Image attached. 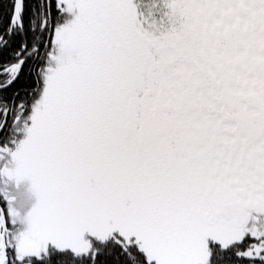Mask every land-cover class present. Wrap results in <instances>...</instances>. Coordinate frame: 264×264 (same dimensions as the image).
Returning <instances> with one entry per match:
<instances>
[{
  "label": "snow or ice",
  "instance_id": "obj_1",
  "mask_svg": "<svg viewBox=\"0 0 264 264\" xmlns=\"http://www.w3.org/2000/svg\"><path fill=\"white\" fill-rule=\"evenodd\" d=\"M0 264H264V0H0Z\"/></svg>",
  "mask_w": 264,
  "mask_h": 264
}]
</instances>
